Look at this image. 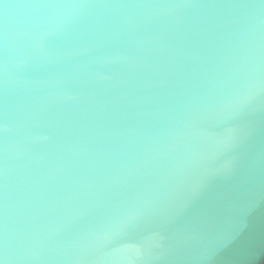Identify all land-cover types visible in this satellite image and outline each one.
<instances>
[{
    "label": "water",
    "instance_id": "95a60500",
    "mask_svg": "<svg viewBox=\"0 0 264 264\" xmlns=\"http://www.w3.org/2000/svg\"><path fill=\"white\" fill-rule=\"evenodd\" d=\"M0 264H264V0H0Z\"/></svg>",
    "mask_w": 264,
    "mask_h": 264
}]
</instances>
